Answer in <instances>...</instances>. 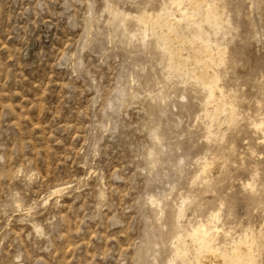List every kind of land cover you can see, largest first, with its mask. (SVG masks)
Returning <instances> with one entry per match:
<instances>
[{
    "label": "rangeland",
    "instance_id": "374dc122",
    "mask_svg": "<svg viewBox=\"0 0 264 264\" xmlns=\"http://www.w3.org/2000/svg\"><path fill=\"white\" fill-rule=\"evenodd\" d=\"M0 264H264V0H0Z\"/></svg>",
    "mask_w": 264,
    "mask_h": 264
},
{
    "label": "bare ground",
    "instance_id": "6f19581e",
    "mask_svg": "<svg viewBox=\"0 0 264 264\" xmlns=\"http://www.w3.org/2000/svg\"><path fill=\"white\" fill-rule=\"evenodd\" d=\"M205 2V1H204ZM207 5H209V4H207ZM206 5V6H207ZM207 7H209V6H207ZM183 18V17H182ZM174 19H175V17H174ZM181 19V18H180ZM178 21H181V20H179V19H177ZM146 25V24H145ZM166 27V26H165ZM196 54H198V53H196ZM167 59V58H166ZM210 67V66H209ZM220 91V90H219ZM257 124V123H256ZM258 125V124H257ZM256 127V126H255ZM206 163V162H205ZM209 164V163H208ZM205 166H206V164H205ZM54 192H60V190H55ZM213 215H214V213H213ZM212 215V216H213ZM215 218L217 217V215H215L214 216ZM212 218V217H211ZM213 219V218H212ZM198 225V224H197ZM217 227V226H216ZM215 227V228H216ZM194 228V227H193ZM209 229L210 228H208L206 225H200L199 227H197L196 229H195V232L194 233H197V232H200L201 233V235L203 236V239L202 238H200L201 240H199L198 241V245L197 246H199V247H202V244H203V241H204V239H205V237L208 235V231H209ZM212 229V228H211ZM210 229V230H211ZM191 233V232H190ZM210 233V232H209ZM212 234V233H211ZM210 234V235H211ZM194 236V235H193ZM210 237V236H209ZM244 238V237H243ZM193 239H195V237L193 238ZM241 245V244H240ZM213 247H215V246H213ZM239 247V246H238ZM200 249V248H199ZM214 249V248H213ZM201 250V249H200ZM183 251V250H182ZM209 251H211V250H209ZM212 251H214V250H212ZM198 254H200V253H198ZM185 255V254H184ZM212 255H213V253H212ZM207 257V256H206ZM207 260V259H206ZM213 260V259H212ZM202 261V260H201ZM207 262H209V261H207ZM206 262V263H207ZM211 262V261H210ZM209 262V263H210ZM179 263V262H178Z\"/></svg>",
    "mask_w": 264,
    "mask_h": 264
}]
</instances>
